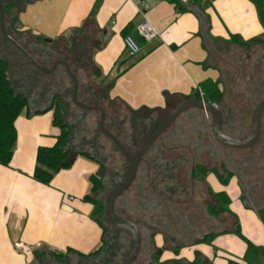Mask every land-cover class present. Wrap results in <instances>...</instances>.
<instances>
[{
	"label": "crops",
	"instance_id": "1",
	"mask_svg": "<svg viewBox=\"0 0 264 264\" xmlns=\"http://www.w3.org/2000/svg\"><path fill=\"white\" fill-rule=\"evenodd\" d=\"M24 1L17 24L22 36L50 39L44 42L54 47L56 56L65 51L57 50L60 44L68 52L74 43L84 45L97 78L109 81L102 101L118 102L133 113L172 108L200 82L219 81L212 46L226 44L231 34L251 45L264 37V24L251 0H208L207 6V0ZM144 17L160 32L151 42L136 30ZM126 28L142 47L136 57L126 52ZM77 61L68 64L75 68ZM16 127L12 161L0 164V264H37L51 260L50 251L94 252L102 244L103 229L84 196L91 192V176L99 164L79 154L51 184H42L33 178L36 153L39 146L53 145L60 133L53 111L24 110Z\"/></svg>",
	"mask_w": 264,
	"mask_h": 264
},
{
	"label": "rangeland",
	"instance_id": "2",
	"mask_svg": "<svg viewBox=\"0 0 264 264\" xmlns=\"http://www.w3.org/2000/svg\"><path fill=\"white\" fill-rule=\"evenodd\" d=\"M5 26L11 35L22 37V41L29 45L45 66L51 67L55 61L64 60V56L50 58L48 51L52 50L47 46L36 48L33 39L24 38L14 29L10 17H5ZM212 49V63L220 70V88L224 94L222 102L217 106L223 112L225 130L227 133L244 136L249 131L253 109L264 98V43H254L249 49L231 43L216 44ZM57 50L68 53L67 45L60 44ZM70 55L73 53L69 50L68 57ZM0 56L8 58L13 85L17 91L29 97V109L50 107L52 97L57 93L65 100L67 120L74 129L72 147L90 152L104 163V182L94 196L105 202L110 190L123 180L128 162L100 129V112L87 111L77 105L72 94L74 83L63 65H59L53 73L42 72L5 37L1 24ZM83 63L82 66L74 62L75 68L71 67L80 82L78 98L87 104L99 103V97L107 96L109 81L99 80L97 71L91 65L84 68L88 63ZM101 105L106 109L109 130L132 153L151 135L169 110L135 114L118 102L107 100L106 103L102 101ZM211 124V116L201 109L192 108L180 115L151 146L134 183L116 200L115 207L122 215L132 217L137 222L157 225L156 231L170 240L167 243L159 240V248H167L176 256L180 255L179 260L166 259L160 264L240 263L247 249L246 239L264 248V213L261 215L259 211H264V121L260 141L247 149L219 144L212 135ZM225 154L229 171L237 174V177L228 176L227 186L215 181L212 176L207 178L215 191L224 190L230 197L231 210L227 216L224 215L226 217L219 227L211 211V204L216 200L208 192L209 184L199 177L192 179V170L195 164L217 168V164L219 167L225 159ZM101 218L105 230L104 244L114 243L119 232L110 227L105 214ZM151 227L154 230L155 226ZM223 230L226 232L216 239L200 242L206 233L219 234ZM238 230L241 235L237 233ZM114 244L121 250H112L109 255L104 248V261L92 259L93 264H115L119 261L117 256L126 254L125 245L127 250L132 245L131 241L125 242V245H118V242ZM197 253L200 256H195ZM164 256L173 257V254L165 251ZM81 261L79 256L71 254L66 264H80ZM55 263L52 259L37 262Z\"/></svg>",
	"mask_w": 264,
	"mask_h": 264
},
{
	"label": "trees",
	"instance_id": "3",
	"mask_svg": "<svg viewBox=\"0 0 264 264\" xmlns=\"http://www.w3.org/2000/svg\"><path fill=\"white\" fill-rule=\"evenodd\" d=\"M0 1L3 3L5 7L6 19L10 17L11 22L14 25V29L17 32L21 33L20 35H23V33L18 29L17 24L19 23L18 15L19 13L23 11L26 5L25 1L24 0L23 2L21 0H0ZM172 1L177 2V4H181V2L178 0H172ZM251 1L255 4L259 17L262 23L264 24V0H251ZM127 29L128 28L123 30V33L125 36L129 35V34H126V32L128 31ZM12 36H14L17 40H19L32 53L34 52L30 49L29 45H27L26 42H23L21 40L22 37H19L17 35H12ZM33 40H34L33 42L43 45V46H47L49 49H51L52 51H48L49 52L48 54H50L48 56L54 59V56H56V54L54 52L55 49L52 45L49 46L47 42H44L43 38L41 37H35ZM226 42L234 44L236 46H240L242 48H246V49H249L251 47V44L247 43L238 34H231L230 38ZM255 42L264 43V42H260L259 40H256ZM84 49H85L84 45L74 43L72 47L70 48V53H73L72 56L68 57L69 52L66 54L64 51L60 52L59 55L64 56L63 59L68 63L70 59H74L77 61V59L79 58L81 60L77 61V63H81L83 66L84 64L83 62H87L88 64H86L84 67V68H87L88 65H91V63L88 61V55L85 52H83ZM40 61L43 63L42 60ZM10 68H11V65H10L8 58L0 56V164L4 166L10 165L13 155H14V148L16 146V141L18 137L16 121L18 117H20V115L23 113L24 110L29 109V101H30L29 97L24 92L22 91L20 92L16 90L15 86L13 85V81L10 75ZM201 92L204 95V99L211 103L220 104L223 100L224 94H223L222 89L220 88V81H214L212 79H208L203 82H200L193 89L192 93L188 96H184L183 99L201 98ZM96 96L97 95H95V98ZM105 98L106 97H104L103 95L102 97H99V100L102 101ZM94 104H101V103H94ZM46 109L47 111L48 110L53 111V124L59 127L60 133L55 137V143L53 145L38 147L37 153H36V166L34 169L33 178L42 184L49 185L51 184L55 175L60 170L71 166V165L63 166L62 162L68 157L71 151L76 150V149L72 147L71 145L74 139V129H73L72 124L67 120L68 110L66 107L65 100H63L60 94L57 93L52 97V102L50 104V107ZM170 109L171 108H169V110ZM167 110L168 109H163V110H160L159 112H164ZM146 111L155 112L157 110L152 109V110H146ZM142 112L143 110H139L134 113L141 114ZM29 113L30 112H28V114ZM99 127H100V124H99ZM107 128L109 129L108 126ZM145 140L142 141L141 145L144 143ZM122 143L125 145L124 142ZM126 148L131 152L129 147L126 146ZM78 152L82 156L97 162L99 166L102 167L104 165L101 159L96 158L90 152L81 151V150H79ZM203 170L205 172L207 171L206 169H203ZM233 175L234 173L232 171H228V176L232 177ZM91 180L93 184L91 188V192L84 196V200L93 205L92 215L94 219L98 221L102 226V229H103L102 244L97 250H95L94 252H90V253H83V252L76 251L73 249H69L67 252H54V251L48 252L49 257L58 264L59 263L61 264L69 263L71 254L72 255L76 254L82 259H89V260L96 259V258L103 259L102 252H103V249L105 248V244H104V231L105 230L103 228L101 216L105 214V202H103L99 197L94 196L95 195L94 193L103 185L104 181L103 179H99V177L96 174L91 176ZM218 196H219V200L223 201L222 202L223 206L221 205L219 210L218 209L215 210L214 213L216 214L217 212H221V211L223 212L230 211L229 209L230 197L228 196V194L223 192V193H220ZM263 213L264 211L260 210V214L263 215ZM237 229L240 230V227L238 226ZM239 230L237 231V233L241 235V232ZM246 241H247V249L244 255L243 262H240V263L234 262V263L235 264H264V249L258 246L257 244H255L254 242H252L251 240L246 239ZM35 252L36 251H34V253ZM36 254H39V253L37 252ZM38 257H40V255H38ZM231 262L233 263V261Z\"/></svg>",
	"mask_w": 264,
	"mask_h": 264
},
{
	"label": "water",
	"instance_id": "4",
	"mask_svg": "<svg viewBox=\"0 0 264 264\" xmlns=\"http://www.w3.org/2000/svg\"><path fill=\"white\" fill-rule=\"evenodd\" d=\"M191 3V1L189 2ZM209 4L207 0L205 2V6ZM0 24L3 30V33L7 39H9L21 52H23L29 61L36 66L39 70L46 74L53 73L59 65H63L69 76L72 78L74 87H73V98L75 102L81 106L82 108L89 111H99L100 112V128L101 130L111 139V141L118 147V149L124 154L127 159L128 166L126 170V174L121 181L120 184L115 186L110 192L107 194L105 199V217L109 223L112 225L124 229L130 232L132 236V247L127 255L124 264H132L134 259L139 254L141 248V234L137 224L125 217L118 216L115 212V202L123 193H125L133 184L139 165L150 149V147L154 144V142L158 139L160 135H162L176 120L178 116L187 111L188 109H201L205 111L207 114L212 117V133L216 140L220 143L227 145L232 148L239 149H247L255 146L261 136L262 133V116L264 113V98L256 105L253 109L250 128L246 135L244 136H234L227 134L223 131L224 125V115L221 109L215 103H211L206 101L203 98H186L181 100L179 103L174 105L163 117L160 124L155 128V130L151 133V135L144 141L141 147L136 151V153L130 152L126 146L122 143V141L106 126V111L100 105H88L83 103L78 98L79 91V79L77 75L73 72L72 68L65 60H57L53 63L51 67L45 66L26 46H24L19 40H17L14 36H12L6 29L5 26V7L3 3L0 1ZM260 42H264V38L258 39ZM44 41H51L50 39H44ZM78 150H73L70 152L68 157L62 162L63 166L72 165L77 157L79 156ZM105 168H98L96 175L99 179H103L105 175ZM199 253H197L198 255Z\"/></svg>",
	"mask_w": 264,
	"mask_h": 264
},
{
	"label": "flooded vegetation",
	"instance_id": "5",
	"mask_svg": "<svg viewBox=\"0 0 264 264\" xmlns=\"http://www.w3.org/2000/svg\"><path fill=\"white\" fill-rule=\"evenodd\" d=\"M211 119H212V117H211ZM263 121H264V113H263V116H262V125H263ZM223 131L225 133H227V131L225 130L224 125H223ZM227 134L234 135L232 133H227ZM162 135H160V136H162ZM212 135H213V133H212ZM234 136H240V135L237 134V135H234ZM260 138H261V136H260ZM157 141H158V139L155 142H157ZM216 141L219 142L218 140H216ZM259 141H260V139H259ZM155 142H154V144H155ZM219 144H221L224 147H228L227 145H224V144H222L220 142H219ZM144 159H145V156L143 157V159H142V161H141V163L139 165V168H140L141 165H143ZM225 159L222 160L223 162L221 161V163L219 164V167H218V164H217V168H209V167L204 166V165H201V164H195L194 167H193V170H192V179H195V178H198L199 177V178H201L202 180L206 181L209 184L208 192H209L210 196H214V198L216 200L215 203L211 204V211H213L212 214L216 217V221L218 222L216 224V226H219V227L222 226V224H221L222 223V219L228 215V211H224V212L221 211V212H217L216 214L214 213V211L217 210V209L219 210V208L221 207V205L223 206V204H222L223 201L222 200H219V196L218 195L220 193H223V192L226 193V192L224 190L223 191H215L212 188V184L209 181H207V178L209 176H212L213 179H215V181H218L222 185L227 186V184H228V171H229V169L227 167V154H225ZM139 168H138V170H139ZM200 169H201V171H200ZM203 169H206L207 171L205 172ZM250 169L252 170V168H250ZM234 175L237 176V174H235V173H234ZM115 204H116V202H115ZM117 209L115 207V212H116V214L118 216L125 217V218H129V219L133 220L137 224V226H138V228L140 230V234H141V248H140L139 254L134 259V261H133L132 264H160V263H162V261H164L166 259H168V260H179L180 259V255L179 256H176V254L174 252H172V250L167 249V248H165V249L159 248V243H158L159 240H161L162 243L163 242H166V243L167 242H170V240L166 239V236L163 233L156 231L157 225H155V224L148 225L146 222H143V221L142 222H137V220L133 219L132 217H129V216L126 217L125 215H122V213H120L119 211H117ZM224 215H226V216H224ZM235 221L238 223L237 220H235ZM151 226H155V227H153L154 230H151V228H152ZM224 226L227 227L226 224H224ZM110 227L111 228H114L117 231V233L119 232L118 235L120 237L117 234H116L117 237H115V242H118V245H125L124 243L127 242V241H131V243H132V236H131L130 232H128V231H126L124 229H121L119 227H116V226L112 225L111 223H110ZM103 228H104V225H103ZM222 229H223V227H222ZM224 232H226V230L225 231L224 230L221 231L219 234L218 233H214V234L213 233H210V234L209 233H206L201 238V240H203V241H200V242H204V243L205 242H208L210 238L216 239L218 236L222 235ZM114 243H108V242H106V244H105V249H106L105 250V253L106 254L109 252V255H111L112 250L113 251H115L117 249L118 250H121L120 247L119 246H116ZM129 246H130V249L127 250V247L125 245V248H126V251H127L126 254L117 256V258H119L118 259L119 261L118 262L116 261L115 264H124V261H125L127 255L129 254L132 245L130 244ZM108 248H110L109 251H108ZM165 251H169L170 253H172L173 254V257H165L164 256ZM116 255L113 257V261L115 260L114 258L116 257ZM195 256H200V254H198V255L196 254ZM91 260L92 259H90V260L89 259H82V261H81L82 263H80V264H93V262ZM98 260H100V259H98Z\"/></svg>",
	"mask_w": 264,
	"mask_h": 264
},
{
	"label": "built area",
	"instance_id": "6",
	"mask_svg": "<svg viewBox=\"0 0 264 264\" xmlns=\"http://www.w3.org/2000/svg\"><path fill=\"white\" fill-rule=\"evenodd\" d=\"M136 30L139 36L147 42H151L160 36V32L154 26L152 21L148 17H144L136 26ZM125 49L129 57H136L140 54L142 47L140 43L132 36L127 35L124 37ZM201 98L204 99V95L201 92Z\"/></svg>",
	"mask_w": 264,
	"mask_h": 264
}]
</instances>
